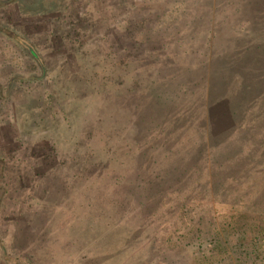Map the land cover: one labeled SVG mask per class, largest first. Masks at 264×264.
Segmentation results:
<instances>
[{
	"label": "rangeland",
	"instance_id": "374dc122",
	"mask_svg": "<svg viewBox=\"0 0 264 264\" xmlns=\"http://www.w3.org/2000/svg\"><path fill=\"white\" fill-rule=\"evenodd\" d=\"M6 1L0 0V157L5 158L7 164L0 163L3 176L0 185L3 186L5 179L6 189L12 194L5 208L7 211L0 207V244L8 246L4 245L8 249L7 255L15 257L17 264H28L18 248L19 241H24L17 232L25 225L24 215L13 217L19 213L9 209H19V201L27 202L28 197L16 196L15 189L35 190L40 177L46 176L55 186L60 183L58 192L69 193L72 187L100 188L106 196L103 194L102 200L101 196L98 197L99 209L105 207L102 203L107 199L115 200L118 205L122 203L116 213L124 216L126 211V220L130 221L128 226L132 231L135 229L136 246L140 239L151 240L149 245L155 255L143 264H264V237L257 234L260 225L253 221L258 213L247 210L243 221L246 228L240 235L232 234V228L239 222L237 215L242 206L236 209L228 204L218 205L210 199L194 198L192 189H188L191 182H186L200 175L196 172L198 167L194 159L198 152L195 150L207 152L206 148L195 146L197 139L192 136L193 132L199 129V134L205 138L218 136L235 126L234 116L239 117V114L242 115L239 119L249 144L247 161L252 169L248 175L264 171V38L258 36L264 32V25L260 33L256 29L253 31L256 36L245 33V24L238 14L225 12V7L230 6L229 0H18L5 5ZM259 10L250 16L255 15L252 18L264 21ZM102 16L123 25L132 17L145 19L144 24L156 22L149 37L153 40L156 37L163 43L152 40L151 44L161 46L164 51H159L157 56L162 57L167 52L168 59L174 63L173 69H178L179 84L173 85L170 78L162 77H165L163 81H169L164 84V88L168 85L164 92L172 101L171 108L163 115L164 118L170 115L169 128L159 137L160 142L169 139L167 147L160 145L166 149L165 156L160 154L158 147L151 153L150 143L137 150L136 146L131 148L130 142L121 139L118 134L129 127L127 117L123 115L127 113L124 112L127 110L125 107L101 111L81 101L77 109L72 110L78 119L75 123L79 124V127L77 124L74 127L71 117L58 114L54 120L51 116L59 109L57 104L54 109L53 104L49 107L43 105L44 97L53 91V79L60 80L57 81L58 87L66 90V101L80 100L78 92L70 90L73 82L69 73L75 72L80 65L75 54L76 48L79 50L81 46L73 36L81 35V43L90 40L93 36L90 32L101 26ZM154 16L155 20L152 19ZM227 17L230 23L235 20L241 24L232 26L233 29L226 25L228 22L215 25ZM166 19L172 20L174 27H167ZM247 35L249 38L236 41ZM30 49L43 60L41 67L46 74L40 76V67L30 57ZM220 57H224L226 68L215 71L212 63ZM244 82L253 84L243 89ZM159 90L160 87L156 88ZM90 96L91 93L87 97ZM139 96L128 101V106L134 100V105L139 103ZM140 105L146 115L158 113L145 97ZM96 123L102 128L98 133ZM63 131L64 134L56 135ZM70 131L72 133L68 134ZM78 133L82 136H77ZM243 136L241 131L233 141L240 142ZM152 144L155 145L154 142ZM157 152L162 156L154 157ZM77 154L86 162H75ZM96 157L99 158L94 161ZM166 157L170 160L166 161ZM106 158L111 160L101 169ZM158 161L164 163L161 165ZM243 166L240 162L236 175H242L240 169ZM97 172L104 181L97 177ZM88 179L94 182L86 186ZM39 188L31 192L32 199H38ZM153 190L161 193L153 196L162 197V201H159L161 198L157 199L158 203L151 200L153 197L149 194ZM44 194L48 195V192ZM53 195L56 197L60 193ZM87 198L96 202L94 197ZM138 198H142L140 205L145 203L146 206L141 210L133 206ZM78 200L80 203L83 201L81 198ZM56 204L50 202L47 211H43L41 203L35 206L46 216L44 218L41 213L35 215L28 235L49 237L56 228L57 234L64 235L65 241L69 239L67 242L73 241L74 244L63 249L64 257L82 248V234L88 222L85 211H78L82 207L77 202L72 212H65L69 210L62 208L61 202L58 206ZM111 207L115 206L110 205L107 209ZM57 208H62V211L57 212ZM49 210L52 211L54 226ZM63 212L68 217L61 216L59 221L65 220L61 224L67 223L68 227L59 228L55 216ZM95 212L100 219V213ZM75 223L76 228L72 227ZM45 225L46 229L42 227ZM239 238L243 239L241 244L237 240ZM14 240L17 244L10 247L9 242ZM218 242L221 247H217ZM241 247L246 251L245 256ZM93 254L96 255L97 251L89 253L90 256ZM65 259L66 263L62 264H80L74 259ZM0 264L12 263L0 261Z\"/></svg>",
	"mask_w": 264,
	"mask_h": 264
},
{
	"label": "trees",
	"instance_id": "16d2710c",
	"mask_svg": "<svg viewBox=\"0 0 264 264\" xmlns=\"http://www.w3.org/2000/svg\"><path fill=\"white\" fill-rule=\"evenodd\" d=\"M16 2H18V0H7L5 5ZM228 2V5L230 6L225 7V12L229 11L230 13L234 12L236 15L238 14L240 21L245 24V33L248 32L256 36L253 32L255 29L256 32L260 33V29L262 24L264 25V21L262 18L260 20L252 18L255 15L250 16V13L254 14L256 13L255 10L258 11L260 9L259 11L262 12V16L264 18V0H239L237 2H232V0H229ZM148 17L150 16L148 15ZM153 18H155V16L152 17V19ZM228 18L229 17L221 19L219 23L216 22L215 25L221 26L224 22H228L226 23L227 26L235 27V25L241 24V22H237L235 20L231 21L230 23ZM101 19L102 20L99 22L101 26H97L98 28L96 30L90 32L93 33V36L90 40H87L85 43H81V35L73 36V39L77 45L81 47H79V50L76 48L77 53L75 54V57L80 62V65L77 66L75 72L69 73L71 78L70 81L73 82L70 90L71 92L73 90L78 92L77 95L80 97V100L77 99L75 102L73 100L66 101L68 97L66 95V90H62L61 87H58L57 81L60 82V80L53 79L51 82L53 83L51 84V86L53 85V91L48 93L47 97H44L45 103L43 105L44 107H49L50 104H53V109L54 107L58 106L57 108L59 109L57 112L53 111L51 113V116L54 118V120L58 114H63L65 117H71L69 119L74 124V127L75 124H77L76 127H79V124L75 123V121L78 119L74 116L72 110H74V108L77 109V104H81V101H84L86 104L89 103L90 106L92 105L91 107L100 109L101 111L110 109V107L113 108V110H116V108L121 110L123 107H125L127 110L124 112L127 113L122 114L124 117H127L129 127H126L127 129L125 130L122 129L121 133L118 134L121 136V139H125V142L127 141V143L130 142L131 148L136 146L137 150L142 148L146 143H150L151 148L149 149H151V153L156 149L155 147H158L160 148V154L165 156L166 149L160 145L165 144V147H167V142L169 139H166L164 142H160L159 137L166 133L169 128L168 119L170 115H167L165 118L163 115L169 110V108H171L172 101L169 99V96L165 95L166 93L164 92V90L168 88V85L164 88V84L165 82L169 81L163 80L165 77H168L170 78V82H172L173 85L179 84L177 80L178 69H173L172 66H174V63H172V59H168L167 52L162 57L157 56L159 51H164L161 46L154 47L151 44L153 38L151 39L149 34L156 22H154V24L149 22L148 24H144L143 20L145 19L140 17H132L128 20V23L123 25L122 22H114L109 17L104 18V16H102ZM166 20L167 27H174L172 20ZM233 27L231 29H233ZM251 30L252 32H250ZM159 34L160 33H157V35ZM262 34H264V32L258 34V36H260V38H264L261 37ZM244 38L249 37L248 35L245 37L241 36V38L236 41L243 40ZM256 39L258 40L259 38ZM153 41L158 44L163 43L160 42L156 37ZM29 55L36 61L37 66L40 67V76L46 74V70L42 69L41 67L43 60H41L38 55H35L31 49ZM212 65L216 68L215 71H224L226 68L224 57L214 59ZM150 66L151 69L149 68ZM168 67H172V69L167 70ZM163 76L165 77L162 78ZM252 84L253 83L246 84V82H244L242 87L243 89H245V86L250 88ZM158 87H160L161 90L156 91V88ZM90 93L91 96L87 97ZM155 93H159L158 96H155ZM137 95H140L138 98L140 100L139 103L134 105L136 102L134 100L128 106L127 102L133 99L135 96L137 97ZM144 97L146 98V101L153 103L156 111L158 112L157 114H144L143 108L140 105L143 103ZM124 99L125 102L123 101ZM51 101H53V103H51ZM139 111L143 113L136 115ZM237 111L240 113L239 110ZM240 115L241 114H239V117ZM45 116L49 117V115ZM239 117L238 115L236 118L234 116V120L236 122L235 126L229 128L225 133L218 136L215 135L213 137L209 136L208 138H205L203 134H199V129H197L195 133L193 132L192 136L195 135L197 139L195 146L197 145L202 149L206 148L207 152H205V150L204 152H202V150L199 151L200 149L195 150V152L198 153L195 156L194 162L195 166L198 167L196 172L200 175H195L193 179H187L186 182H191V188L188 187V189H192L194 198L206 199L208 201L210 199L218 205L228 204L231 205L232 208L236 209L237 206L239 208L240 205L242 206L241 211H239L237 215L239 222H237L232 228V234H234V232L237 235L242 233V230L246 226L243 221L246 220L244 219V216L247 210H251V212H257L258 214H256L257 216L253 217V221L256 220L254 222H257L260 225V229L257 230V234L264 237V226H262L264 225V171H257V174L252 176L248 175V171L252 169L250 167V163L247 161L248 154L246 151L249 150V144L246 142L247 134L241 127V118L239 119ZM62 119L64 120V118ZM95 127H97L96 133L102 130L98 123H96ZM68 129L71 131L74 130L72 128ZM71 131L68 134L72 133ZM241 131L244 136L240 138V142L233 141L238 138ZM64 133L65 131L61 133L57 132L56 135L60 136V134ZM77 136H82V134L78 133ZM153 142L155 145L152 144ZM160 154L157 152L154 154V157L159 158V156H162ZM104 155H106V152H104ZM95 156L96 155H94V157ZM79 158L81 157L77 154L75 162H86V160ZM98 158L99 157H96L94 161H96ZM110 160L111 159L108 158L104 159L101 164V169L106 167L108 161ZM168 160L170 159L167 158L166 161ZM240 162H243L244 165L240 169L242 175H236V171ZM0 163L7 164L5 158L2 157H0ZM158 163L162 165L164 162L158 161ZM1 170L0 180L3 179V176H1ZM97 175V177L104 181V179L99 175V172H97ZM3 181V186L0 185V207L5 210L6 206L11 201L10 197L12 193L6 189L5 183L7 181L5 179ZM93 182L94 180L92 181L91 179L90 182L88 179V184L86 186H89ZM39 186V197L38 199L34 198L37 199V201L34 202L31 194L36 189H38ZM60 187V183H58V185L56 184L55 186L52 183L51 178L42 176L40 177L39 183L37 184V188L35 190L33 189L31 191H24L23 188L22 190L19 187L18 189H15L16 196L21 194L24 198L28 197L27 202L19 201V209H9L12 210L13 213H19V215H13V217L18 216L21 218L20 216L24 215L25 225L20 229V231H17L20 232L21 236L24 238V241H19L20 243L18 244V248L22 253H24L23 256H25L27 259L28 264H62V262L66 263L65 258L74 259L80 264H136V261L138 262L137 264H143L145 261H149L154 257L155 254L152 250L153 247L149 245V241L151 240L148 239L143 241L140 239L138 247L136 246L134 239L135 229L132 231L131 227L128 226L130 221L126 220V211L123 212L124 216L122 214L116 213V209L122 203H119L120 205H118V202L115 200L107 199L102 203L105 207L99 209V206H97L99 203L98 197L101 196L102 200V195L104 194L106 196L104 192H101L102 190L100 188L95 187L96 189H93L90 187H82L80 189H76V187H72L71 192L67 193L58 192L60 191ZM54 188H56L55 193H52ZM45 191L48 192V195L44 194ZM129 192H131L130 189ZM57 193H60V195H56L55 197L53 194ZM154 194L156 195L161 193L158 190H153L150 192L149 195L150 197H153L151 199L153 202L158 203L159 201L163 200L162 197L153 196ZM41 196H47L50 198V202H52V204L57 203V206L61 202L60 206L69 210L65 212H72L73 207L77 202L79 204L78 206L82 208L79 210L77 209L78 207H76V209L74 208L75 213L77 210L79 212H82L83 210L86 213L85 218L87 220L86 222H88V225L85 232L82 234L84 237L82 248L77 251L74 250V253H69L68 255L64 256L65 258L62 254L63 249L67 246H73L74 244L72 243L73 241L68 243L67 241L69 239L65 241L64 235L57 234V231H55L56 228H54V231H52L54 234L49 237H47V235H38L36 237L34 235H28L33 227L35 215L41 213L40 215H43L44 218L46 216L44 212L42 214V210H39L35 207L38 203H41L42 208L44 207L43 211L48 210V204L50 202L47 200V197L44 199L41 198ZM87 197H94L96 202L92 201V199H88ZM78 198L83 199L81 203L84 205L85 209H83V205L80 203ZM157 199H159V201ZM140 201H142V198L134 200L133 204V206L135 208H139V210L146 207L145 203L140 205ZM110 205H114L115 207L107 209V207ZM62 208L60 210L57 208V212H61ZM123 209L125 208H121V210ZM50 210L48 213H51L52 219V211ZM95 211L100 213V219L98 218L99 215L97 217L95 214ZM65 212L58 213L55 216V221H58L57 224L59 228L68 227L67 223L64 225L61 224L65 220L62 219V221H59L61 216L68 217L65 215ZM75 213L71 214L75 216ZM71 214L69 215L71 216ZM113 216L115 217V220L111 219ZM248 216L250 218L252 217L250 215ZM5 218L12 219L11 217L7 216H5ZM108 218L110 221H107ZM88 219L97 222V224L93 225V223ZM51 221L52 225L54 226L53 219ZM60 224L62 226H60ZM76 224L77 223H75L72 227L76 228ZM42 227L46 229V225ZM135 228L137 231L139 230V228ZM25 236L29 237L25 239ZM237 240L240 244L243 241L241 238ZM152 241H154L153 237ZM55 243L57 245L52 247V245ZM13 244H17L16 240L9 242L10 247H14L12 246ZM4 245L2 243L0 244V251L2 252L0 261L17 264L15 262V257L7 255L8 249H6V247L8 248V246L5 245V247ZM92 246L95 247L94 251H92ZM218 246L221 247L222 245L218 242L217 247ZM234 246L239 247L238 245ZM242 247L240 248L242 250L241 253L246 254V251H244ZM96 251V255H89V253ZM44 252H47L48 254H45ZM141 259L143 260L140 261ZM217 264L221 263L218 262Z\"/></svg>",
	"mask_w": 264,
	"mask_h": 264
}]
</instances>
